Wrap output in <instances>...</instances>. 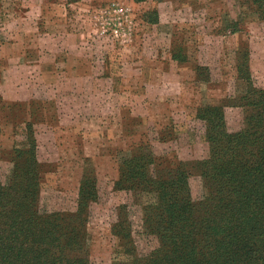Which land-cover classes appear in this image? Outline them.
I'll list each match as a JSON object with an SVG mask.
<instances>
[{
    "label": "rangeland",
    "instance_id": "obj_1",
    "mask_svg": "<svg viewBox=\"0 0 264 264\" xmlns=\"http://www.w3.org/2000/svg\"><path fill=\"white\" fill-rule=\"evenodd\" d=\"M50 1L54 18L70 23L74 34L80 29L83 38L74 37L70 58L61 53L56 62L37 60L38 50L62 51L61 45L53 49L35 40L39 35L30 23L43 31L44 18L21 19L28 62L0 60V98L7 101L0 108V184L14 178L16 149L29 148L32 126L43 211L73 209L85 166H93L99 197L87 224L88 264H118L129 258L117 253L120 239L113 232L120 204L129 205L138 253L159 244L145 232L132 192L115 188L120 162L148 142H155L157 154L166 153L164 163L207 157L205 112H222L231 131L242 127L241 104L250 103L245 78L251 75L264 88V20L256 12L264 6L254 0H73L70 8L66 0ZM9 3L0 0V15L9 14ZM183 60L189 67L181 71ZM51 62L53 72L45 74ZM67 64L73 70L62 75ZM109 100L113 112L103 108ZM81 103L86 106L78 108ZM205 104L209 109L199 114ZM31 111L42 113L33 124L27 122ZM190 181L195 201L201 200L204 177L196 173Z\"/></svg>",
    "mask_w": 264,
    "mask_h": 264
},
{
    "label": "trees",
    "instance_id": "obj_2",
    "mask_svg": "<svg viewBox=\"0 0 264 264\" xmlns=\"http://www.w3.org/2000/svg\"><path fill=\"white\" fill-rule=\"evenodd\" d=\"M254 2L264 6V0ZM256 12L264 20V10ZM245 79L250 103L241 104L239 130H229L222 112L203 114L207 157L164 163L166 153L157 154L155 142H148L120 162L115 188L132 192L145 232L159 244L148 254L138 253L129 205L120 204L113 232L120 239L117 253L129 258L118 264H264V88L251 75ZM5 101L0 98V108ZM208 106H200L199 114ZM26 140L29 148L16 149L13 158L14 178L0 184V264H88L87 224L99 197L98 174L85 166L73 209L43 211L33 126ZM196 173L207 187L199 201L190 181Z\"/></svg>",
    "mask_w": 264,
    "mask_h": 264
},
{
    "label": "crops",
    "instance_id": "obj_3",
    "mask_svg": "<svg viewBox=\"0 0 264 264\" xmlns=\"http://www.w3.org/2000/svg\"><path fill=\"white\" fill-rule=\"evenodd\" d=\"M9 1H10L8 5L9 8L5 10L9 12V14L7 15L4 13V15H0V60L1 58L5 57L7 58V60H9L8 62L10 61H14L15 63L23 62L24 64L28 62L26 60H29V58L27 57L25 52H23V49H22V45L26 40H24L23 34H21V31L23 30V23L21 19L22 18L24 19L25 17H28V19H31L32 21L36 20L37 18H44L43 21L40 20L41 23L43 24L42 26L43 31L39 29L40 26H38L37 24H35L34 26L32 23H30L38 32L39 37L35 36V40H37L41 46L44 45V47H51L54 49L56 45L57 47L61 45L62 51L49 52L48 50L46 51L38 50V52L35 54V55H39L38 57H36L37 60H42L43 58H46V59H51L52 61L56 62V60H58V54H61V53L65 54V56L67 55L68 58H70L71 56L70 54L72 52L68 50V47L69 46L71 47L72 43L76 39L77 41L81 40V38H83V33L81 32L80 29L77 30L76 34H74V32H70V31H73L70 23L64 21V19L60 21L58 18L57 19L54 18V11L52 10L53 8L52 6L54 4L53 2H51L50 0H28V2H30L29 7L23 8L21 0H9ZM72 2L74 1L66 0L65 3L63 4L65 5V7L71 8ZM2 7L4 6H1V9H0L1 11H2ZM11 16H13L15 19L8 20V18H10ZM6 17L8 18L6 19ZM66 24H68L67 29L65 28ZM51 45H54V46L52 47ZM183 61H186V62L180 63L181 71H182V66H184V64L186 67H189L188 61L187 60H183ZM52 63L53 62L46 64L47 65L46 70L42 69V71L45 74L47 73L48 75L52 74L53 71L52 72L48 71L49 66ZM193 68H195V66ZM72 70L73 68L69 66V64H67L66 71L63 68V72H61V74L65 75L67 72H68L67 74H70L69 71H72ZM56 72L57 73L55 75L59 76L60 74H58V71ZM5 76H7L6 73H5ZM71 88L72 90H75L74 87H71ZM67 94L70 95V92L68 91ZM157 94L158 93H155L152 96H157ZM168 94L173 95V93H168ZM85 106H86V103H81V105H79L78 108L80 107L84 108ZM101 106L102 105H100V107ZM103 108L104 109L108 108L110 110L109 112H113L114 109H116L115 102L112 100H109L108 104L105 107L103 106ZM38 116L41 117L42 113L36 111L34 113L33 118L34 117L37 118ZM32 120L35 121L34 119Z\"/></svg>",
    "mask_w": 264,
    "mask_h": 264
}]
</instances>
